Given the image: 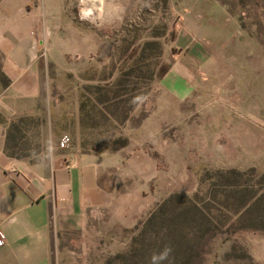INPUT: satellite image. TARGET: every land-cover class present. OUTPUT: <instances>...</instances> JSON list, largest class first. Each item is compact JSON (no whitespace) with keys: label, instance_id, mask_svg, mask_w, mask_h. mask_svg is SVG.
Returning a JSON list of instances; mask_svg holds the SVG:
<instances>
[{"label":"rangeland","instance_id":"1","mask_svg":"<svg viewBox=\"0 0 264 264\" xmlns=\"http://www.w3.org/2000/svg\"><path fill=\"white\" fill-rule=\"evenodd\" d=\"M23 1L42 87L11 157L69 139L154 201L54 233L52 264H264V0Z\"/></svg>","mask_w":264,"mask_h":264},{"label":"crops","instance_id":"2","mask_svg":"<svg viewBox=\"0 0 264 264\" xmlns=\"http://www.w3.org/2000/svg\"><path fill=\"white\" fill-rule=\"evenodd\" d=\"M25 4L0 0L1 67L10 80L0 94V264H52L54 233L86 228L97 215L132 226L154 201L139 190L119 192L93 153L58 147L47 162L29 164L6 152L11 126L34 111L42 87V55ZM85 6L87 15L96 9Z\"/></svg>","mask_w":264,"mask_h":264},{"label":"built area","instance_id":"3","mask_svg":"<svg viewBox=\"0 0 264 264\" xmlns=\"http://www.w3.org/2000/svg\"><path fill=\"white\" fill-rule=\"evenodd\" d=\"M70 145L69 139H64L62 142L63 147H68ZM6 244V235L0 230V246H3Z\"/></svg>","mask_w":264,"mask_h":264},{"label":"trees","instance_id":"4","mask_svg":"<svg viewBox=\"0 0 264 264\" xmlns=\"http://www.w3.org/2000/svg\"><path fill=\"white\" fill-rule=\"evenodd\" d=\"M0 78L2 80L3 86L6 88L9 85L10 80L8 79V77L4 74L3 71H0ZM6 152L8 153L9 156H11V154L9 153V146L7 143L6 146Z\"/></svg>","mask_w":264,"mask_h":264},{"label":"clouds","instance_id":"5","mask_svg":"<svg viewBox=\"0 0 264 264\" xmlns=\"http://www.w3.org/2000/svg\"><path fill=\"white\" fill-rule=\"evenodd\" d=\"M168 252H170V249H166L164 253H161L159 257L153 256V264H157V261L160 259H165L167 257Z\"/></svg>","mask_w":264,"mask_h":264},{"label":"bare ground","instance_id":"6","mask_svg":"<svg viewBox=\"0 0 264 264\" xmlns=\"http://www.w3.org/2000/svg\"><path fill=\"white\" fill-rule=\"evenodd\" d=\"M93 1H98V0H87V2H93ZM95 3V2H94ZM87 11V10H86Z\"/></svg>","mask_w":264,"mask_h":264}]
</instances>
